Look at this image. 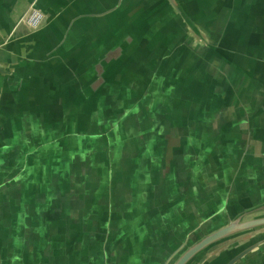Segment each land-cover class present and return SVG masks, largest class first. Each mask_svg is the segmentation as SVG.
Returning <instances> with one entry per match:
<instances>
[{
    "label": "water",
    "instance_id": "95a60500",
    "mask_svg": "<svg viewBox=\"0 0 264 264\" xmlns=\"http://www.w3.org/2000/svg\"><path fill=\"white\" fill-rule=\"evenodd\" d=\"M34 10L43 15L36 26ZM2 51L0 213L17 211V225L27 213L29 229H51L74 208L103 223L95 214L135 200L128 221H146L141 211L156 206L155 187L144 189L158 180L147 163L154 147L170 145L179 158L174 147L204 145L194 154L203 173L182 176L198 192L189 207L204 217L168 264H264L261 176L245 193V169L223 162L236 152L228 145H245V123L262 122L264 0H0ZM236 109L254 117L229 114ZM216 145H226L217 148L223 160L208 156ZM209 157L220 163L214 177ZM135 160L138 175L121 165ZM172 168L179 176L183 167Z\"/></svg>",
    "mask_w": 264,
    "mask_h": 264
},
{
    "label": "crops",
    "instance_id": "0c3cea01",
    "mask_svg": "<svg viewBox=\"0 0 264 264\" xmlns=\"http://www.w3.org/2000/svg\"><path fill=\"white\" fill-rule=\"evenodd\" d=\"M26 1L20 0L21 4ZM202 8L206 10L204 7ZM4 53L6 52L2 51L0 54V69H3L4 62L9 61L7 55L3 57ZM61 103L66 107L64 101L61 100ZM251 104L250 101L249 105ZM72 105L75 106L76 102L73 101L71 107ZM262 106H264V101ZM59 112L61 111L55 110L53 117L56 118ZM234 113L236 115L244 114L249 118L254 117L253 113L251 116L247 115V109L229 111V114ZM67 115L73 123L75 116L71 112ZM260 118L262 120L261 125L257 119L254 122H250L249 119L245 123L243 130L245 145H228L232 146L231 150L234 149L236 152H231L230 161H223L224 164L229 162V164H236L245 169L242 170L241 175H238L239 172L236 173L238 175V188L240 190L245 188V193L251 191L249 189L254 186V181L257 179H254V176L256 177L257 173L261 176L260 180L262 179L264 185V114ZM71 122L68 123V130H72ZM256 123L260 126H257ZM58 126L61 127L62 123H59ZM254 133L260 134V140H254ZM251 137L254 141L248 143ZM61 140L57 145H73V141L70 139ZM159 146L154 147L155 149L147 161L149 165L156 166V170L152 171L158 179L155 185L144 183L146 184L144 189H147L146 187H155L156 189V201L154 202L156 206H148L146 211H141L143 214L149 213L148 220L140 219L142 221L139 223L128 221L131 210L138 201L134 200L133 207L130 208L127 204L129 200L127 202L123 200L124 205L121 207H107L103 210L105 213L95 214L98 218L101 215L103 218L107 216L106 222L103 223L100 220H92L91 217L87 218L85 214L88 208L84 206L79 207L78 210L74 208L69 213L71 221L53 223L51 229L49 225L46 228L45 225H40L31 230L27 224V213L17 225L13 219L17 218V211L9 214L5 208L0 213V264H168L185 241L189 239V235L195 229L199 213L201 212V216L204 217L205 208L201 210L198 208L199 206L189 207L190 194L195 196L198 195V192L190 193L187 180H183L182 176L187 177L195 174L200 176L203 173L201 169L198 168V172L195 169L198 164L194 154L197 153L196 150L205 148L204 145L176 146L173 149L183 150L178 158L173 156L174 151H169L170 145L164 148L166 152L158 154L157 148ZM225 147L226 145L212 146L211 149H216L217 152H210L208 156H218V159L220 157L223 160L222 153L218 149ZM187 150L189 151L188 154ZM202 159H204L203 155ZM121 165L124 169L132 170V175H138L140 168L137 167L141 166V163L135 160L134 163ZM208 165H212V168L206 172L208 177L218 175L215 166L220 165L219 161L214 157H209L206 166ZM176 166L183 167L180 169L179 176H176L172 168ZM139 178L141 180V177ZM134 180V189L142 185L141 181ZM212 188L216 197H219L216 191L217 185L213 184ZM263 194H260V197H263ZM22 195L26 196L24 193ZM114 197L117 198L116 195ZM133 197L135 196L133 195ZM213 204L218 206L219 202L214 199ZM137 211H139L138 207ZM74 212L77 214L76 217L82 219L85 217L86 222L80 223L76 219L72 221ZM37 229L45 231L36 232ZM48 230L51 231L48 232ZM246 264L249 263L246 262Z\"/></svg>",
    "mask_w": 264,
    "mask_h": 264
},
{
    "label": "built area",
    "instance_id": "2783aa9c",
    "mask_svg": "<svg viewBox=\"0 0 264 264\" xmlns=\"http://www.w3.org/2000/svg\"><path fill=\"white\" fill-rule=\"evenodd\" d=\"M42 17L43 15L37 11V10H34L31 15L29 16L28 18V22L33 25V26H36L40 23V21L42 20Z\"/></svg>",
    "mask_w": 264,
    "mask_h": 264
},
{
    "label": "bare ground",
    "instance_id": "6f19581e",
    "mask_svg": "<svg viewBox=\"0 0 264 264\" xmlns=\"http://www.w3.org/2000/svg\"><path fill=\"white\" fill-rule=\"evenodd\" d=\"M61 105L64 107V109H65V111H66V107L64 106V104L61 103ZM73 106H74V105H72V109H74L76 105H75L74 107H73ZM70 145H71V144H70Z\"/></svg>",
    "mask_w": 264,
    "mask_h": 264
},
{
    "label": "rangeland",
    "instance_id": "374dc122",
    "mask_svg": "<svg viewBox=\"0 0 264 264\" xmlns=\"http://www.w3.org/2000/svg\"><path fill=\"white\" fill-rule=\"evenodd\" d=\"M65 145H67V144H65Z\"/></svg>",
    "mask_w": 264,
    "mask_h": 264
}]
</instances>
